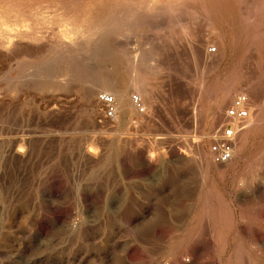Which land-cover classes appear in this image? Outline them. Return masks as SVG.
Returning <instances> with one entry per match:
<instances>
[{"label":"rangeland","instance_id":"374dc122","mask_svg":"<svg viewBox=\"0 0 264 264\" xmlns=\"http://www.w3.org/2000/svg\"><path fill=\"white\" fill-rule=\"evenodd\" d=\"M109 1L0 0V264H264V0ZM98 20L105 54L50 55ZM112 89L130 103L106 119ZM240 91L249 121L217 165L209 138Z\"/></svg>","mask_w":264,"mask_h":264},{"label":"bare ground","instance_id":"6f19581e","mask_svg":"<svg viewBox=\"0 0 264 264\" xmlns=\"http://www.w3.org/2000/svg\"><path fill=\"white\" fill-rule=\"evenodd\" d=\"M126 1V0H125ZM132 1H134V0H131V2ZM146 1V0H145ZM156 1V0H155ZM172 1V0H171ZM191 2H192V0H190ZM198 1V0H197ZM243 1V0H242ZM111 2V0L109 1V3ZM114 2H115V0H114ZM121 2V1H120ZM123 2H124V0H123ZM140 2H141V0H140ZM150 2V1H149ZM148 2V3H149ZM152 2V1H151ZM150 2V3H151ZM194 2V1H193ZM203 2V1H202ZM126 3V2H125ZM135 4H136V1L134 2ZM138 3V2H137ZM173 3V2H172ZM175 3V2H174ZM238 3H242V2H239L238 1ZM260 3V2H259ZM121 4H123L122 2H121ZM134 4V5H135ZM139 4V3H138ZM153 4V3H152ZM155 4V3H154ZM158 4V3H157ZM156 4V5H157ZM181 4V3H180ZM203 4V3H202ZM45 5V4H44ZM47 5V4H46ZM101 5V4H100ZM110 5V4H109ZM127 5V4H126ZM129 5V4H128ZM133 5V4H132ZM137 5V4H136ZM142 5V4H141ZM148 5V4H147ZM151 5V4H150ZM149 5V6H150ZM168 5H170L169 3H168ZM175 5V4H174ZM207 5V4H206ZM244 5V4H243ZM48 6V5H47ZM47 6H45L46 8V10H47ZM112 6H113V3H112ZM117 6V5H116ZM148 6V7H149ZM167 6V5H166ZM107 7H109V6H107ZM106 7V8H107ZM114 7H115V5H114ZM120 7H122L121 5H120ZM131 7V6H130ZM133 7H135V6H133ZM146 7V6H145ZM151 7V6H150ZM149 7V8H150ZM155 7V6H154ZM157 7V6H156ZM163 7V6H162ZM168 7V6H167ZM205 7V6H204ZM203 7V8H204ZM241 7V6H240ZM18 8V7H17ZM128 8V7H127ZM143 8V7H142ZM141 8V9H142ZM151 8H153V7H151ZM256 8V7H255ZM102 9V8H101ZM112 9H113V7H112ZM132 9V8H131ZM130 9V10H131ZM155 9H157V8H155ZM159 9H162V8H160L159 7ZM158 9V10H159ZM164 9H165V6H164ZM207 9V8H206ZM240 9V8H239ZM244 9V8H243ZM254 9V8H253ZM13 10V9H12ZM26 10V9H25ZM30 10V9H29ZM38 10V9H37ZM57 10V9H56ZM109 10V9H108ZM165 10H167V9H165ZM205 10V9H204ZM246 10V9H245ZM244 10V11H245ZM261 10V9H260ZM24 11V10H23ZM40 11V10H39ZM45 11V10H44ZM150 11V10H149ZM152 11V10H151ZM241 11V10H240ZM247 11V10H246ZM245 11V12H246ZM259 11V10H258ZM22 12V11H21ZM32 12V11H31ZM57 12H58V10H57ZM111 12V11H110ZM114 12V11H113ZM112 12V13H113ZM126 12H128V11H126ZM125 12V13H126ZM137 12V11H136ZM153 12V11H152ZM151 12V13H152ZM159 12H160V10H159ZM249 12V11H248ZM261 12V11H260ZM24 13H25V11H24ZM26 13H27V10H26ZM42 13V12H41ZM107 13V12H106ZM115 13V12H114ZM113 13V14H114ZM130 12H128V15H130L129 14ZM133 13V12H132ZM150 13V12H149ZM207 12H205L204 14H206ZM247 13V12H246ZM252 13V12H251ZM104 14H105V12H104ZM103 14V15H104ZM115 14H117V13H115ZM137 14H139V13H137ZM147 14H148V12H147ZM154 14V13H153ZM152 14V15H153ZM155 14H156V12H155ZM250 14V13H249ZM259 14V13H258ZM261 14V13H260ZM33 15V14H32ZM36 15H38L37 13H36ZM99 15V14H98ZM109 15H111V14H109ZM120 15L121 14H119V20H120ZM125 15V14H124ZM123 15V16H124ZM134 15H136V14H134ZM140 15V14H139ZM142 15V14H141ZM144 15H146L145 13H144ZM143 15V16H144ZM243 15V14H242ZM114 16V15H113ZM136 16H138V15H136ZM207 16V15H206ZM245 16V15H244ZM32 17V16H31ZM67 17V16H66ZM122 17V16H121ZM128 17V16H127ZM248 16H245V18L247 19V21L245 22L242 18H241V21H242V23H243V21H244V23H248L249 24V17L247 18ZM34 18V17H33ZM64 18V17H63ZM91 18V17H90ZM111 18V17H110ZM128 18H130V16L128 17ZM128 18H127V21H128ZM240 19V17H237V19ZM35 19V18H34ZM69 19V18H68ZM102 19H103V21L104 22H109V21H106V20H104V18L102 17ZM106 19V18H105ZM108 19V18H107ZM118 19V18H117ZM245 19V20H246ZM250 19H251V17H250ZM38 20V19H37ZM41 20V19H40ZM51 20V19H50ZM53 20V19H52ZM57 20V19H56ZM108 20H110V19H108ZM118 20V21H119ZM130 20V19H129ZM42 21V20H41ZM63 21H64V19H63ZM65 21H66V18H65ZM96 21V20H95ZM99 21L100 20H98V23H96V22H94V23H96V24H93V25H86L85 26V28L84 29H76V30H69V31H61L60 33H56L57 34V36L55 37V39H53V41L51 42V44H52V46L51 47H53V50L52 51H50V55H52V57L53 56H60V57H69L70 55H75L76 57L78 56V55H86V54H100V53H106V45H105V37H106V35L107 34H109L110 33V31L112 30L111 28V26H112V24L111 23H109V24H107V23H104V22H102V23H99ZM113 21V20H112ZM115 21H116V19H115ZM118 21H116V22H118ZM121 21H123V20H121ZM131 21V20H130ZM173 21H175V20H173ZM240 21V22H241ZM43 22H44V20H43ZM68 22V21H67ZM132 22V21H131ZM238 22V21H237ZM64 23V22H63ZM115 23V22H114ZM123 23V22H122ZM175 23V22H174ZM251 23V22H250ZM89 24V23H88ZM115 24H117V23H115ZM238 25H240L239 23H237ZM260 23H258L257 25H259ZM262 24V23H261ZM71 25V24H70ZM252 25V24H251ZM250 25V26H251ZM40 26V25H39ZM67 26V25H66ZM65 26V27H66ZM83 26V25H82ZM125 26V25H124ZM244 26V25H243ZM246 26V25H245ZM117 27H119V26H117ZM246 27H248V26H246ZM245 27V28H246ZM36 28V27H35ZM64 28V27H63ZM78 28H79V26H78ZM81 28V27H80ZM111 30H110V29ZM244 28V29H245ZM66 29V28H65ZM69 29V28H68ZM123 29V28H122ZM248 29V28H247ZM36 30V29H35ZM110 30V31H109ZM116 30H118V29H116ZM114 31V30H113ZM35 32V31H34ZM59 32V31H58ZM37 33V32H36ZM39 33V32H38ZM254 33V32H253ZM35 34V33H34ZM33 33H31V32H27V31H18L17 33H16V35L15 36H17L18 38H16L17 40H25V41H31V40H36L37 39V35L35 36ZM9 34H3L2 32H0V48H2V49H6L7 47H8V45L9 44H11L12 42H13V39L14 38H10L9 36H11V34L8 36ZM53 35V34H52ZM15 36H13V37H15ZM118 36V35H117ZM251 36H253V35H251ZM254 36H257V34L256 35H254ZM196 38V37H195ZM252 38V37H251ZM191 40V39H190ZM195 41V40H194ZM193 43V42H192ZM195 43V42H194ZM244 43V42H243ZM253 43V42H252ZM14 44H15V42H14ZM112 44V43H111ZM115 44V43H114ZM17 45V44H16ZM19 45V44H18ZM193 46V45H192ZM21 47V46H20ZM153 47V46H152ZM190 47V46H189ZM68 48H72L71 50H69ZM254 48V47H253ZM192 49V48H191ZM195 49V48H194ZM7 50V49H6ZM16 50V49H15ZM119 50V49H118ZM122 50H123V48H122ZM143 50V49H142ZM120 51V50H119ZM134 52V51H133ZM138 52H139V50H138ZM8 53V52H7ZM86 53V54H85ZM113 53H114V51H113ZM115 53H116V56L117 57H123V59H128L127 57H130V53H128L127 54V52H124V51H122V52H116L115 51ZM132 53V52H131ZM135 53H136V51H135ZM103 54V55H104ZM133 54V53H132ZM140 54L142 55L143 53H136L135 54V57H137V55H139L140 56ZM144 54H145V52H144ZM194 54V53H193ZM9 55V54H8ZM83 55V56H84ZM74 56V57H75ZM83 56H82V58H83ZM105 56H107V55H105ZM134 56V54L131 56V57H133ZM138 56V57H139ZM145 56H146V54H145ZM154 56V55H153ZM85 57V56H84ZM108 57V56H107ZM143 57V56H142ZM147 57V56H146ZM81 59V58H80ZM133 59V58H132ZM137 59V58H136ZM139 59V58H138ZM137 59V60H138ZM135 60V59H134ZM107 61H108V59H107ZM128 61V62H127ZM126 61V64H128V65H126L127 67H129L130 65H131V63L129 64V62H132L131 60L129 61V59ZM138 62L139 63H141V61L140 60H138ZM133 63H134V61H133ZM132 63V68L131 69H133L132 71L134 72L136 69H135V67H136V65H137V63L135 62V65ZM125 66V67H126ZM149 66V65H148ZM152 66V65H151ZM122 67H123V65H122ZM142 67V66H141ZM130 68V67H129ZM129 68H128V71H129ZM149 68H150V66H149ZM155 68V67H154ZM67 65H65L64 66V69H63V71L64 72H67ZM135 69V70H134ZM69 70V69H68ZM106 70V69H105ZM153 70H155L156 71V69H153ZM234 70V69H233ZM139 71V70H138ZM108 72V71H107ZM131 72V70L129 71V73ZM136 72V71H135ZM134 72V73H135ZM30 73H31V71H30ZM128 73V74H129ZM147 73V72H146ZM70 74V73H69ZM127 74V73H126ZM130 74H132V73H130ZM30 75V74H29ZM132 75H134V74H132ZM137 75V74H136ZM135 75V77H134V79H133V81H132V86L133 87H135L138 91L140 90V91H143L144 90V87H143V80H142V78H141V75L139 74L138 76H136ZM31 76V75H30ZM108 76V75H107ZM6 77H8L5 73H0V79H3V78H6ZM53 78V77H52ZM109 78V77H108ZM87 79V78H86ZM58 80V79H57ZM109 80H110V78H109ZM60 81H61V79H60ZM111 81V80H110ZM94 82V81H93ZM61 83H63V82H61ZM89 83V82H88ZM128 84V83H127ZM49 85V84H48ZM66 85V84H65ZM86 85V84H85ZM88 85V84H87ZM86 85V86H87ZM46 86H47V84H46V82H44L43 83V85H42V89H43V87H45L46 88ZM50 86H51V84H50ZM100 86L104 89V90H106V88H108V87H110V82L108 81V79L107 78H105V79H103L102 81H101V84H100ZM40 87H41V85H40ZM123 87V86H122ZM50 88V87H49ZM101 88V89H102ZM39 89V88H38ZM52 89H54V87L52 88ZM85 89V88H84ZM94 89V88H93ZM93 89H91V90H93ZM102 89V90H103ZM44 90V89H43ZM90 90V91H91ZM95 90V89H94ZM255 90V89H254ZM9 91V90H8ZM89 90H88V92H90ZM126 90H116V89H112V90H109V92L113 95V97L115 98V100H116V111L118 112V113H122L123 114V112L126 110V108H127V106H128V103H130L128 100V96H127V94H126V92H125ZM228 91V90H227ZM256 91V90H255ZM93 92V91H92ZM9 93V92H8ZM87 93V92H86ZM88 94H90V93H88ZM229 97V96H228ZM224 101V100H223ZM6 102V101H5ZM132 102V101H131ZM227 102V101H226ZM222 107V106H221ZM221 107H220V109H221ZM131 109V108H130ZM219 109V110H220ZM132 110V109H131ZM115 111V112H116ZM125 113V112H124ZM118 115V114H117ZM116 115V116H117ZM218 115V114H217ZM216 116V115H215ZM117 118V117H116ZM219 118V117H218ZM118 120V119H117ZM214 120V119H213ZM216 120V119H215ZM214 120V121H215ZM213 121V122H214ZM250 123H251V120H250ZM215 123H213V125H214ZM254 124V123H253ZM260 124V123H259ZM212 125V126H213ZM214 127V126H213ZM249 132V131H248ZM101 138V137H100ZM17 152H18V148L17 149H15ZM87 150V149H86ZM15 151V152H16ZM91 151V150H90ZM90 151H87V152H90ZM198 151V150H197ZM20 152V151H19ZM95 153V152H94ZM94 153H92V154H94ZM149 153V152H148ZM16 154V153H15ZM90 154H91V152H90ZM201 154V153H200ZM17 155V154H16ZM149 158H151V156L149 155ZM228 215V214H227ZM243 246V245H242Z\"/></svg>","mask_w":264,"mask_h":264},{"label":"built area","instance_id":"2783aa9c","mask_svg":"<svg viewBox=\"0 0 264 264\" xmlns=\"http://www.w3.org/2000/svg\"><path fill=\"white\" fill-rule=\"evenodd\" d=\"M214 50L213 47L208 48L209 52ZM96 100L102 105L103 118H113L116 111L113 95L103 92L98 93ZM131 101L137 112H144V107L138 95L132 94ZM249 117V97L244 91H240L234 95L230 104L225 108L223 123L210 135L208 153L213 163L223 165L231 161L238 133L247 125Z\"/></svg>","mask_w":264,"mask_h":264}]
</instances>
